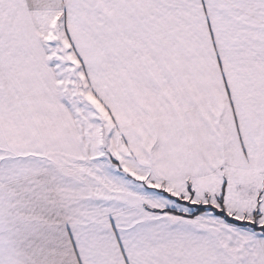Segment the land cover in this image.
Listing matches in <instances>:
<instances>
[{"label":"snow or ice","instance_id":"obj_1","mask_svg":"<svg viewBox=\"0 0 264 264\" xmlns=\"http://www.w3.org/2000/svg\"><path fill=\"white\" fill-rule=\"evenodd\" d=\"M0 264H264V0H0Z\"/></svg>","mask_w":264,"mask_h":264}]
</instances>
